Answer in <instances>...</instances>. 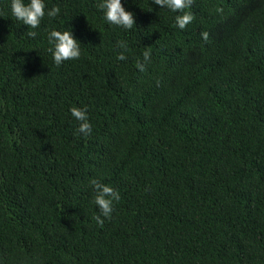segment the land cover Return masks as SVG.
Instances as JSON below:
<instances>
[{
	"label": "trees",
	"instance_id": "1",
	"mask_svg": "<svg viewBox=\"0 0 264 264\" xmlns=\"http://www.w3.org/2000/svg\"><path fill=\"white\" fill-rule=\"evenodd\" d=\"M45 3L27 38L0 0V264H264V0H192L183 30L152 0H122L130 30ZM69 27L81 55L57 66ZM93 178L120 194L102 224Z\"/></svg>",
	"mask_w": 264,
	"mask_h": 264
},
{
	"label": "clouds",
	"instance_id": "2",
	"mask_svg": "<svg viewBox=\"0 0 264 264\" xmlns=\"http://www.w3.org/2000/svg\"><path fill=\"white\" fill-rule=\"evenodd\" d=\"M191 2L192 0H152V3L159 6L161 10L177 13L175 25L181 30L193 20V15L184 11L190 7ZM8 8L12 17L21 22V25L27 26V38L36 37V31L30 29L38 28L45 16L53 18L60 13L58 6L53 5L51 8H46L45 0H8ZM98 8L102 12L103 19L109 25L125 30H130L135 25L133 12L126 10L122 0H99ZM200 35L202 39H207V32H202ZM46 39L49 45L47 52L51 54V59L55 65L59 66L65 61L79 59L81 43L75 38L70 27L68 30L52 28L47 32ZM117 47L120 49L116 56L117 60H125L127 58L125 55L127 51L126 42L118 41ZM142 57L143 62L138 60L136 63V68L141 72L145 70V64L150 61L151 54L145 50ZM69 112L78 123L76 131L83 135L91 134L92 125L88 119L87 108L71 107ZM89 183L93 188V203L98 209V215L94 219L98 224H102L104 219L110 218L114 210V203L119 201L120 194L112 186L101 183L95 178L90 179Z\"/></svg>",
	"mask_w": 264,
	"mask_h": 264
}]
</instances>
